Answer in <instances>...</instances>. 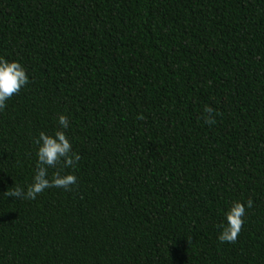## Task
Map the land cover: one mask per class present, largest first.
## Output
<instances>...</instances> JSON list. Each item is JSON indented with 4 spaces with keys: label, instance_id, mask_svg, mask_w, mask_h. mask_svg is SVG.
<instances>
[{
    "label": "trees",
    "instance_id": "1",
    "mask_svg": "<svg viewBox=\"0 0 264 264\" xmlns=\"http://www.w3.org/2000/svg\"><path fill=\"white\" fill-rule=\"evenodd\" d=\"M0 57V264H264V0H0ZM60 114L77 185L4 196Z\"/></svg>",
    "mask_w": 264,
    "mask_h": 264
},
{
    "label": "clouds",
    "instance_id": "2",
    "mask_svg": "<svg viewBox=\"0 0 264 264\" xmlns=\"http://www.w3.org/2000/svg\"><path fill=\"white\" fill-rule=\"evenodd\" d=\"M29 83V78L26 69L16 61L9 62L3 57H0V110L6 108V101L14 95L19 94L20 90ZM204 113L208 114L204 117V122L208 125H213L216 120L213 116L214 110L211 107L205 106ZM138 119L144 117L138 116ZM59 125L62 130H58L54 135H48L45 132H40L39 137L34 140L38 145L36 165V173L33 177V182L27 186V190L14 185L3 193L6 197L16 199L35 200L38 194H41L45 189L56 187L71 191L72 187L77 185V177L73 174L61 175L60 171L53 174L51 180L48 178V169L61 166L64 168H74L81 160V155L72 151V145L66 136L64 130L69 127V119L66 115L60 114L58 117ZM253 206V201H247V208ZM246 214L245 204L234 201L232 207L226 213V224L218 225L222 229L218 236L221 243H235L242 230Z\"/></svg>",
    "mask_w": 264,
    "mask_h": 264
}]
</instances>
